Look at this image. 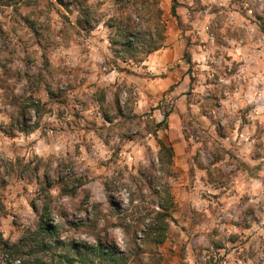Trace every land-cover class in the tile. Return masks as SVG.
Instances as JSON below:
<instances>
[{
  "label": "clouds",
  "instance_id": "9594fccd",
  "mask_svg": "<svg viewBox=\"0 0 264 264\" xmlns=\"http://www.w3.org/2000/svg\"><path fill=\"white\" fill-rule=\"evenodd\" d=\"M0 264H264V0H0Z\"/></svg>",
  "mask_w": 264,
  "mask_h": 264
}]
</instances>
